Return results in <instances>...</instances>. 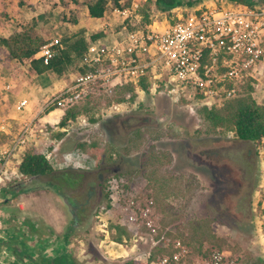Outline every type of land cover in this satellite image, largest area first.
<instances>
[{"label":"rangeland","instance_id":"obj_1","mask_svg":"<svg viewBox=\"0 0 264 264\" xmlns=\"http://www.w3.org/2000/svg\"><path fill=\"white\" fill-rule=\"evenodd\" d=\"M91 1L97 0H48L47 9L39 17H26L18 9L0 11V21L12 24L16 20L11 36L30 27L45 44L53 43L54 47L68 51L78 38H90L102 31L119 32L122 28L113 14L114 0H109L102 20L87 22L88 17L80 13L79 7L86 9ZM197 1L200 5L218 6L224 0ZM251 1L264 6V0ZM4 2L17 4L14 0ZM59 2L62 8L56 11ZM165 17L154 15L160 22ZM80 19L84 22L81 25ZM85 54L72 53V62L64 73L43 74L38 85L46 88L59 84L61 88L70 83ZM121 95L117 91L112 97L98 93L88 97L79 105L83 114L70 124L66 137L59 142L52 143L50 138L54 130H65L59 127L60 122H52L55 129L49 118L40 121L49 115L47 112L37 119L36 130L45 136L40 150L48 155L56 170H77L85 178L72 186L61 183V193L51 185L60 183L52 176L24 179L20 174L2 186V190L14 187L16 192L4 197L0 191V264H32L15 255L14 249L18 247L8 249L15 237L25 242L24 250L33 258L39 257L37 250L48 258L62 254L67 250L63 236L75 217L80 225L72 235L71 246L78 264H119L121 258H136L150 264L154 247L162 244L171 252L164 257H171L178 251V241L188 248L191 262L203 263L219 250L226 252L230 264H264V205L259 207L258 184L251 194L254 182L244 179L247 188L239 193L238 172H231L230 167H224L219 174L209 172L211 166L200 155L214 140L235 139L234 134L207 133V125L193 103L172 102L160 90L144 98L136 96L145 104L144 108L134 102L117 106L115 99ZM82 143L88 144L89 149H80ZM94 143L100 150L101 161L95 156ZM255 152L254 144L239 142L235 154L252 169ZM78 155L82 157L79 164ZM111 156L113 160L108 159ZM14 161L17 162L15 158ZM115 169L119 170L116 174ZM102 175H107L105 181L100 179ZM231 193L236 203L229 200ZM205 219L217 220L211 230L225 241L204 240L201 244L191 240V224ZM114 224L128 228L132 239L124 244L114 242Z\"/></svg>","mask_w":264,"mask_h":264},{"label":"built area","instance_id":"obj_2","mask_svg":"<svg viewBox=\"0 0 264 264\" xmlns=\"http://www.w3.org/2000/svg\"><path fill=\"white\" fill-rule=\"evenodd\" d=\"M142 1L146 0H120V6L114 3L113 14L119 18L121 30L88 46L78 73L44 100L43 112L55 108L66 113L93 94L112 97L129 85L134 86L138 99L144 98L148 94L142 87L145 81L154 94L160 90L177 103L185 99L197 110L220 107L241 98L249 85L254 88V98L264 105V6L224 0L218 6L176 8L172 17L166 16L163 22L154 19L151 25L130 30L129 21L134 25L141 23L138 10ZM37 57L50 64L56 57L54 44H44ZM82 68L87 71H81ZM131 97V92L125 94L128 100ZM138 99L135 106L141 103ZM116 105L124 107L126 103ZM29 106L30 100L26 98L19 102L17 110L24 113ZM31 126L32 123L23 124L11 145L0 151V191L7 182L8 164L26 146ZM11 127L8 118L0 120V134L9 135ZM257 154L256 194L262 197L264 137ZM77 159V164L82 163L81 155ZM175 247L177 252L157 264H230L225 251L216 250L212 259L201 263L188 259L189 250L182 242L178 241Z\"/></svg>","mask_w":264,"mask_h":264},{"label":"trees","instance_id":"obj_3","mask_svg":"<svg viewBox=\"0 0 264 264\" xmlns=\"http://www.w3.org/2000/svg\"><path fill=\"white\" fill-rule=\"evenodd\" d=\"M237 3H244L254 5V1L251 0H230ZM116 5L120 6V0H114ZM109 0H97L96 2H89L88 8L90 16L93 18H104L108 9ZM197 0H146L141 2V7L138 10V14L141 17V23L134 25L130 21L128 26L130 30H136L143 28L147 25H151L154 21L155 13L166 15L172 17V12L176 8L189 7L191 9L199 6ZM78 23V19L75 20ZM106 32L102 31L90 38L81 37L75 40L71 45L70 50H65L60 46H55L54 50L56 52V57L51 60L50 64H45L44 60L38 58L37 55L41 51L42 46L45 44L42 37L36 35L34 30L30 27L23 29V31L17 34L4 38L0 37V47H6L13 59L19 61L28 60L31 63V67L38 74H46L48 72H57L62 74L66 71L67 67L71 64L72 53H77L80 56L85 54L88 50V46L95 40L101 39L106 36ZM81 71H87V68H82ZM142 87L147 91L148 94L151 93L150 83L145 81ZM254 88L250 85L247 87V94L241 98L231 100L226 102L223 106L215 107L209 109L208 107H201L197 110L198 116L206 123L207 133L216 136H228L229 134H234L235 138L241 143L254 144L257 149L264 137V105H261L252 95ZM128 92L132 93L130 100L125 98V94ZM122 94L115 101L117 104L135 102L137 94L135 93V88L132 85L127 86L120 90ZM113 103V100H111ZM109 101V103H111ZM183 103L186 102L185 99L182 100ZM145 104L141 103L140 108H144ZM51 109L47 111V114L54 111ZM83 110L80 106L66 110L65 115L59 123L61 129L64 131L55 132L54 137L58 140L63 139L67 135V129L72 122H75L81 115ZM96 122V121H95ZM93 146V147H92ZM91 147L96 150L95 156L99 161L102 160L99 148H97L96 143ZM79 148L82 150H88L89 146L86 143L79 144ZM258 157V154H257ZM109 160H113V157H109ZM161 161V160H158ZM19 171L24 179L39 178L45 176H52V178L60 183H51L58 193H61V183H66L69 185H75L80 183L85 178V174L74 170L70 172L69 170H56L54 164L50 160L47 154L39 151L36 148H29L24 154L23 161L20 164ZM119 176V175H117ZM258 184L257 176L254 183L253 194L256 190V185ZM16 192L14 187L4 188L2 190V195L7 197L8 194ZM110 192L107 191L106 195L109 196ZM264 203V194L259 201V207L262 208ZM264 212V211H263ZM72 225H70L68 231L63 236V242L67 246V250L62 254L57 255L54 258H48L41 255L40 250H37L39 257L33 258L29 251L24 250L25 242L21 239L15 237L12 244H9L8 249H14V246L18 247L14 249L15 255L18 258H26L32 264H78L74 253L72 251L71 241L72 235L75 229L80 225L78 217L73 219ZM217 220H199L191 224V240L197 241L198 243H203L204 240L211 241L212 243L223 242L225 240L220 239L215 233L212 232V224ZM112 233L111 238L114 242L119 244H124L125 240L132 239V233L128 228L114 224L111 226ZM202 248V247H201ZM200 249L199 251H201ZM171 253L170 249L164 248L162 244L157 245L153 248L149 262H157L160 258ZM17 264V263H15ZM119 264H144L141 260L136 258H121ZM260 264V263H258Z\"/></svg>","mask_w":264,"mask_h":264},{"label":"crops","instance_id":"obj_4","mask_svg":"<svg viewBox=\"0 0 264 264\" xmlns=\"http://www.w3.org/2000/svg\"><path fill=\"white\" fill-rule=\"evenodd\" d=\"M14 1H16V5H9L6 4L4 0H0V11L15 12L18 9H22L26 17L35 18L44 13L43 11L47 9L46 6L48 3V0H23L24 3L19 2V0ZM60 8H62L61 2L56 4L55 9H53L59 11ZM79 10L80 13L84 12L89 18H86L89 23L102 20V18L97 19L90 16L88 4L86 5V9L84 7H79ZM1 16L2 13H0V17ZM13 23L17 24L15 19H13ZM13 23L6 24L0 21L1 37L9 38L12 35L11 27ZM83 23L84 22L80 19L79 24L81 25ZM42 75L32 69L30 61L13 59L6 47H0V120L8 118L12 126L9 135L0 134V151L11 145L14 139L13 136L23 124L32 123L26 146L15 155V160H17V162L11 159L8 164V176L6 179L8 182L19 177L21 174L19 167L27 149L33 147L42 152V150H40V143L44 140L45 136L36 130L37 119L43 114L42 108L45 100L44 98H46L47 95L54 94L60 89L59 84H52L46 88L40 87V85H38V79ZM8 86L10 87L9 90H7ZM26 98L30 100V106L24 113L19 112L17 110V105L21 100ZM64 114L62 110H55L50 115L46 116L45 119L49 118L48 122L52 127L57 129L56 124L52 122L55 121V123L58 124ZM43 119L44 118H41L40 121H43ZM58 131L59 130H54L52 132L53 134L50 138L52 143L59 142V140L54 137L55 132Z\"/></svg>","mask_w":264,"mask_h":264},{"label":"flooded vegetation","instance_id":"obj_5","mask_svg":"<svg viewBox=\"0 0 264 264\" xmlns=\"http://www.w3.org/2000/svg\"><path fill=\"white\" fill-rule=\"evenodd\" d=\"M169 99V98H168ZM170 100V99H169ZM213 143V144H212ZM210 146L204 148L202 153L200 154L203 158L202 160L206 163V165L211 166L209 172H216L219 174L222 172L224 167H230L231 172H238L237 179L240 181L238 182V192L241 193L244 191L247 186L245 185V180L251 179L252 183H255V179L257 176V173L259 172V165H258V157L257 154L256 158L254 159L253 167L252 169L246 167V161L239 158V154L235 152L238 151V144L239 141L235 138H229L226 141H213ZM240 163L242 167L240 168ZM106 168H101L102 170H105ZM99 171V170H98ZM119 170L115 169L114 173H118ZM99 173V172H97ZM100 175V174H99ZM107 178V175H102L100 179L105 181ZM251 188V194H253V186ZM229 200H232L234 203L237 202V199L235 198V195L231 193L229 195Z\"/></svg>","mask_w":264,"mask_h":264},{"label":"bare ground","instance_id":"obj_6","mask_svg":"<svg viewBox=\"0 0 264 264\" xmlns=\"http://www.w3.org/2000/svg\"><path fill=\"white\" fill-rule=\"evenodd\" d=\"M54 115V114H53Z\"/></svg>","mask_w":264,"mask_h":264}]
</instances>
